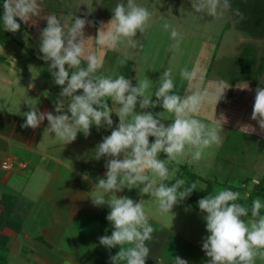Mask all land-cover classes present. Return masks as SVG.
<instances>
[{
    "label": "clouds",
    "instance_id": "9594fccd",
    "mask_svg": "<svg viewBox=\"0 0 264 264\" xmlns=\"http://www.w3.org/2000/svg\"><path fill=\"white\" fill-rule=\"evenodd\" d=\"M192 7L197 13L220 17L231 10L232 4L231 0H192ZM45 8V0H4L3 3L0 20L4 31L17 33L21 29L17 20L33 27L40 20L46 21L40 35L39 50L43 54L40 58L48 63L54 83L62 89L54 102L57 114L41 112L28 101L30 110L23 112L26 120L21 126L35 130L47 120L44 136L54 134L56 140L66 145L75 141L78 133L82 132L85 138L90 136L93 126L97 130L105 126L112 129L94 150L95 160L107 157V171L104 178H97L90 199L96 207L110 208L106 219L114 229L110 236L99 237V243L109 250L119 249L110 256L112 264H146L151 252L147 242L153 239L155 228L149 222L144 199L136 202L117 193L125 188L139 189L141 196L155 200L160 215L173 213L174 206L189 198L197 190V183L185 186L184 179L176 178L178 168L170 169L168 164L179 165L189 157V163L199 161L207 149L222 143L220 128L204 123L196 115L206 102L217 105L225 89L212 95L181 96L175 91L170 66L160 76L154 100L150 92L152 81L148 78L136 77L138 84L133 86L132 80L123 75L116 78L98 75L101 61L94 54H85L84 29L89 22L75 16L69 23L54 13L44 15ZM112 12V20L103 27L114 23L115 30L106 33L105 39H110L113 47L126 42L135 48V37L138 32L147 31L152 14L135 0H127L126 5L118 3ZM163 27L170 31V38L175 41L173 47L179 49L178 31L167 22ZM103 43L104 39L98 36L97 44ZM68 69L73 71L70 73ZM180 75L189 82L195 77L187 69H182ZM157 107L163 111H144ZM113 113L119 118L114 128ZM165 113L173 117L171 123H165ZM251 119L264 129V87L256 89ZM220 120L224 121V117ZM251 128V125L244 127ZM150 137L155 138L154 142H150ZM161 153L166 159L160 158ZM83 178L89 179L87 174ZM171 181L174 182L167 183ZM240 196L238 191L221 189L197 202L209 233L202 244L209 257L207 264H254L258 255L264 257V215H261L264 201L259 197L253 200L252 219L245 221L243 217L249 215V209L238 202ZM174 264H188V261L175 256Z\"/></svg>",
    "mask_w": 264,
    "mask_h": 264
},
{
    "label": "rangeland",
    "instance_id": "374dc122",
    "mask_svg": "<svg viewBox=\"0 0 264 264\" xmlns=\"http://www.w3.org/2000/svg\"><path fill=\"white\" fill-rule=\"evenodd\" d=\"M135 2L148 9L152 14L151 21L137 46L129 50L126 49L125 52L129 56L133 55V60H131L132 57L128 58V60L134 63L133 67L137 64L134 75L135 84L133 86H136V82L138 84L136 77L139 79L148 78L152 81L150 89L152 94L159 87V79L163 71L170 66L173 67V79L177 94L186 96L219 93L225 89L223 85H220V81L231 80L232 84L236 81L234 79V75L237 72L235 67L236 59L245 43L250 42L255 44L259 56L264 53V38H254L239 30L230 11L220 17H211L206 13H197L192 7V0H135ZM118 3L126 5L127 0H45V9L48 10L49 14L54 13L55 15H59L67 19L69 23L72 22L75 16L89 22L84 29L85 45L87 47L90 45L96 46L92 47L95 48V54L102 64V71H99L97 74L112 76L113 78L123 75L125 69L124 62L128 57L117 59L119 57H114L113 54L105 51L106 47H109L111 44L110 39H105L106 33L114 32L115 24L103 26L112 20V9ZM45 13L46 11L44 15ZM40 22L44 28L46 21L40 20ZM165 22L171 24L178 31L181 39L179 49L173 47L175 41L170 38V31L164 29L163 25ZM10 34L15 39L13 48L30 45L35 42L31 39L29 30L25 28L20 29L15 34L12 32ZM33 35L34 39H37L40 43V33L38 35L34 33ZM98 36L100 39H104L102 45L97 44ZM35 68L38 67L32 66L29 70L34 71ZM41 69L42 71L44 70L42 66ZM182 69L195 73V77L191 82L181 77L180 72ZM211 78L213 80H210ZM208 82L210 86L206 87ZM213 82H215L214 84H219L215 90L212 88L211 83ZM257 88L256 86L255 89ZM226 93L227 91L224 90L223 98L217 105L214 102H206L199 113H205L206 111L205 114L207 115L203 114L200 117H196L206 124L217 125L221 130L222 143L218 147L213 146L207 149L201 160L189 163V157L181 161L180 164L187 163L189 168L198 172L200 171L205 177L217 176L220 182L227 181L228 186L242 185L243 180L248 179L249 188L251 189L257 181L264 178V170L262 169L264 167V135L258 136L254 132H244L229 124L226 126L223 125V122L221 123L220 119L225 109L229 110L228 107L233 109L235 108L234 105H236L233 101L234 98L229 100V96L225 95ZM228 93L231 94L229 88ZM153 99L155 100V97ZM235 100L238 101V99ZM244 100L248 101H245L248 106H254L255 95L246 96ZM240 103H243L242 98L240 99ZM148 110L154 113L163 111L162 107ZM137 111H141L139 105H137ZM240 111L241 109H239V113ZM248 114L249 116L245 117V125H251L252 129H254L256 121L251 119L252 111H249ZM165 117V123L172 122L173 117L170 114L165 113ZM230 118H233V116L231 115ZM154 139V137H150V142H154ZM160 158L166 159V155L161 153ZM168 167L170 169L178 168L177 173L180 171V166L173 165V162L169 163ZM104 177L105 174L100 178ZM95 178V183H97L98 179L97 177ZM83 184L85 187L87 186V190L80 186L84 191L90 192L92 190V188L90 189L91 185L89 181H83ZM117 195L130 197L136 202L144 199L145 211L149 215V222L155 228L153 234L163 231L162 236H165V241L170 236V229L174 228L177 230V227H180L179 225L176 226L175 220L183 224L184 229L181 230L189 235L190 238L203 240V238L209 235L206 231V222L203 219L204 214L200 210L191 209L187 205L186 200L174 206L173 213L160 215L156 210L155 200L151 199L148 195L141 196L139 189L129 191L125 188L122 192L117 193ZM259 198L264 201L262 197ZM42 204V202H39V204L37 202L39 208H41ZM89 206L91 207L80 210L82 213H86V216L82 218V222L79 223L82 230L85 227L84 233H82L84 235L83 241L92 240L93 237H97L102 225L101 214L105 212V205L104 207L101 206V209L90 204ZM51 207H53L52 203H50ZM108 223L104 235L110 236L114 229L111 223ZM173 238L176 240L177 235L175 234ZM153 241L154 239L148 241L150 250H153V252L159 251V254L162 255L163 251H165L164 257L170 259V256L174 252L172 250L173 243L165 247L164 242L157 245ZM182 242L181 240L180 243ZM33 246H38L42 252L46 251L45 245L42 243L37 244L35 242L30 245L27 243L24 245L25 249L23 252L25 259L26 257H30ZM62 249L63 246L61 245L55 251V258L57 262L62 261L64 264H69L63 261L66 257ZM91 251L92 248L87 247L79 254L78 258L80 260L83 258L84 260L87 259ZM11 253L14 254V251L11 250ZM196 253V249L191 250V255ZM260 258L264 259V257L258 255L255 258L254 264H264V261H261ZM25 259L21 260V264H28Z\"/></svg>",
    "mask_w": 264,
    "mask_h": 264
},
{
    "label": "crops",
    "instance_id": "0c3cea01",
    "mask_svg": "<svg viewBox=\"0 0 264 264\" xmlns=\"http://www.w3.org/2000/svg\"><path fill=\"white\" fill-rule=\"evenodd\" d=\"M45 11V15H49L48 10L45 9ZM28 27L30 28L28 29L31 34L30 37L35 41L34 43L13 48L15 39L12 38L9 46L5 47L0 44V199L4 193L12 192L18 198L23 197L31 204L28 205V208H25V211L28 212L23 229L16 232L9 226H3L0 229V239L7 237L5 247L8 254V264H21V260L25 259L23 257L24 245L35 242L45 245L46 251L42 252L38 246L34 247V245L31 248L30 257L25 259L28 264H64L62 261L57 262L55 258V251L61 245L66 257L63 261L69 264H83L84 258L80 260L78 258L79 254L87 247L93 249L97 240L96 237H93L92 240L83 241L84 235L82 233H84L85 227L82 230L79 223L82 222V218L86 216V213H82L80 210L91 207L89 204L93 205L90 199L93 193L92 190L86 192L80 188L76 178L78 177L85 182L89 181L91 189L95 184V177H102L106 173L105 161H107V157L99 161L95 160L94 150L102 142L103 137L111 134L112 129L105 126L97 130L96 126H93L90 136L85 138L82 132L78 133L77 139L66 145L56 140L54 134L49 133L44 136L45 128L48 126L47 120L35 130L21 126L26 120V117L22 115L23 112L30 110L26 102L30 101L31 106L37 107L41 112H52L55 115L57 113L55 112L54 102L58 99L62 90L60 86L54 83L51 71L48 69V63L40 58L43 55L39 50L40 43L37 39H34L33 35L34 33L37 35L40 33L41 35V31L46 25L43 28L40 22L36 27L31 24ZM142 37L143 34L138 32L135 37L137 43ZM92 46L87 47L85 45L86 55H96V50ZM131 48L126 42L118 47H113L111 42L105 51L113 54L114 57H119L117 59L128 56L125 60H128L129 57H132L131 60H133V55L129 56L125 52L126 49ZM32 66L38 68L30 71L29 68ZM41 66L44 69L43 71ZM82 66L86 67V62L82 61ZM136 68L137 64L129 75V79L132 80L133 84H135ZM68 70L70 73L73 71V69ZM99 71L101 72L102 69ZM230 81L222 80L220 85L224 86L227 91L225 95L229 96V100L234 98L233 101L236 105L233 109L230 107H228L229 110L225 109L222 114L224 121L221 120V123L223 122V125L226 126L229 124L244 132H254L258 136L264 135V129L259 127L257 121L254 131L252 128L244 129L246 126L245 117L249 116V111L253 112L254 107L252 105L248 106L245 102L247 100L244 99L246 96L256 95V86L246 81L239 80L235 81L234 84ZM214 83H211L213 90L219 85ZM208 86H210L209 82L206 87ZM228 88L231 94L228 93ZM154 93L155 91H153V97ZM241 98L243 103H240ZM235 99H238V101ZM109 105H112L111 101H109ZM239 109H241L240 113ZM205 113H198L196 117L203 114L207 115ZM231 115L233 118H230ZM112 118L114 128L119 123V118L115 113H113ZM6 158H12L15 161L11 169L2 167V163ZM19 162H25L27 166L21 167L18 164ZM262 169L264 170V167ZM85 174L88 175V180L83 178ZM207 177L219 180L217 176ZM228 187L227 189H230ZM37 202L38 204L39 202L43 203L41 208L37 206ZM50 203L53 205L51 208ZM2 210L3 206L0 203V214ZM250 219H252L251 216L246 221ZM175 223L176 226L179 225L180 227H177V230L174 228L169 230L170 236L167 241H165V236H162L163 231L153 234V242L157 245L164 242L166 247V245L169 246L173 243L172 250L174 252L170 256L171 258L164 257L165 251L162 255L159 254V251L153 252L151 250L146 264H174L175 256H179L186 261L189 260L188 264H207L209 257L202 249L204 238L203 240L190 238L181 230L184 229L183 224L176 220ZM175 234L177 235L176 240L173 238ZM181 240L184 243H180ZM147 246L149 247L148 242ZM193 249H196L197 253L191 255ZM11 250L14 251V254L11 253ZM260 260L264 261L263 258H260Z\"/></svg>",
    "mask_w": 264,
    "mask_h": 264
},
{
    "label": "trees",
    "instance_id": "16d2710c",
    "mask_svg": "<svg viewBox=\"0 0 264 264\" xmlns=\"http://www.w3.org/2000/svg\"><path fill=\"white\" fill-rule=\"evenodd\" d=\"M3 3L4 0H0V18L3 16ZM232 8L230 13L233 20L239 30L248 34L254 38H264V0H231ZM21 23V29H30L23 22ZM12 41L10 32L4 31L3 22L0 20V44L7 47ZM125 69L123 76L129 78L131 73L133 62L125 60ZM237 72L234 75L236 81H246L257 87H264V53L259 56L257 47L255 44L247 42L242 46L241 51L237 55L236 59ZM80 94V93H77ZM173 165L180 166V171L176 174L177 179H184L186 181L185 186H189L191 183H197V190H194L192 195L185 199L187 205L195 210H200L198 207V201L207 196L210 193H215L221 189H227L228 182H220L217 178L205 177L201 173L188 167V164L177 165L173 162ZM79 186L86 188L80 178H76ZM174 181L167 182L173 183ZM249 180L244 179L243 184L239 186H229L230 190L238 191L241 196L239 203L248 207L249 215L243 217L245 221L251 216V206L253 200L257 197L264 199V178L255 183L253 188H249ZM244 194V195H242ZM0 203L3 206V210L0 214V229L3 226H9L14 231L19 232L23 229L24 220L28 211V205L31 204L23 197L18 198L12 192L4 193L0 199ZM110 212L109 207H105V212L102 216L101 230L96 237V245L89 253L87 259L83 261V264H112L110 256H114L119 251L118 248L111 250L106 249L100 245L99 237L104 236L105 229L108 227L107 215ZM264 214V209L261 210V215ZM7 237L0 239V264H8V254L6 250Z\"/></svg>",
    "mask_w": 264,
    "mask_h": 264
},
{
    "label": "built area",
    "instance_id": "2783aa9c",
    "mask_svg": "<svg viewBox=\"0 0 264 264\" xmlns=\"http://www.w3.org/2000/svg\"><path fill=\"white\" fill-rule=\"evenodd\" d=\"M15 161L12 158H6L3 163H2V167L4 169H11V167H13ZM21 167H26L27 163L25 162H19L18 163Z\"/></svg>",
    "mask_w": 264,
    "mask_h": 264
}]
</instances>
